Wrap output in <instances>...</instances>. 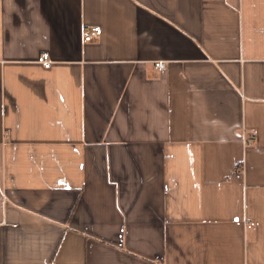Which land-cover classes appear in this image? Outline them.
Instances as JSON below:
<instances>
[{"label": "crops", "instance_id": "obj_1", "mask_svg": "<svg viewBox=\"0 0 264 264\" xmlns=\"http://www.w3.org/2000/svg\"><path fill=\"white\" fill-rule=\"evenodd\" d=\"M0 264H264V0H0Z\"/></svg>", "mask_w": 264, "mask_h": 264}, {"label": "built area", "instance_id": "obj_2", "mask_svg": "<svg viewBox=\"0 0 264 264\" xmlns=\"http://www.w3.org/2000/svg\"><path fill=\"white\" fill-rule=\"evenodd\" d=\"M100 31H101V29L99 26L83 27L82 28L83 40L89 41L91 39V34L93 32L95 34H100ZM36 61L38 63H40L44 68H49L51 66V63H52L49 55L46 52L39 54L36 58ZM153 67L155 70H162L165 68V62L164 61H156L153 63ZM243 143H245L246 145H249L248 140H246L245 138L243 139ZM252 225H253L252 222L245 223L246 227H250Z\"/></svg>", "mask_w": 264, "mask_h": 264}]
</instances>
